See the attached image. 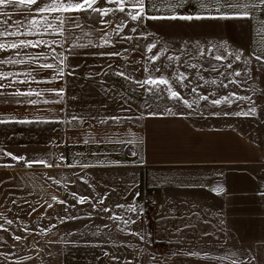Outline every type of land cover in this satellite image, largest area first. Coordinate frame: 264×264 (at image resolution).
<instances>
[{
	"label": "crops",
	"instance_id": "0c3cea01",
	"mask_svg": "<svg viewBox=\"0 0 264 264\" xmlns=\"http://www.w3.org/2000/svg\"><path fill=\"white\" fill-rule=\"evenodd\" d=\"M199 11L197 0H188L183 7L162 14L195 15ZM262 20L264 13L259 11L253 14L251 22L225 20L235 21L236 27L226 26L225 31L220 27L216 33L201 38L209 47L212 43L223 45L220 48L226 49V53L243 49L246 57L249 50L253 55H264V45L256 31L264 27ZM92 38L95 39V33ZM113 40L114 50L120 53L118 57L85 54L112 51L113 47L78 48L76 56L66 53L68 63L78 65L74 75L66 74L62 80L51 83H32V88L43 92L37 105H18L11 97L8 102L0 99V114L32 121L0 124V165H14L0 167V224L8 229L0 230L1 264H14L19 255H46V239L56 237L50 230L46 234V223H61L69 218L66 206L53 200V196L66 200L67 209L71 210L93 205L110 208L112 211L105 212L104 218L117 229L113 231L114 238L153 235L156 242H165L169 250L164 254L201 255L203 264H264V144L229 121L194 119L176 111L150 116L108 98L112 96L109 89L114 90L110 87L118 84L112 82L123 78L115 72L131 74L129 44L115 33ZM89 63L99 64L97 70H85L84 64ZM0 70L23 73L30 69L27 65H0ZM34 75L40 80L50 77L52 71L42 70ZM61 87L65 90L63 97L48 91ZM73 115L82 119L72 121ZM111 116L121 117L120 122L100 123ZM90 137L105 139L94 143ZM133 138L135 143L119 142ZM85 140L89 143L85 144ZM5 151L60 166L26 167L23 161L17 163L4 156ZM82 163L92 166L81 168ZM151 188L157 190L159 205L152 210L153 228L147 232L141 218L127 206H142L140 198ZM217 188L223 191L217 194ZM72 193L90 200L77 204ZM100 198H105L103 204L96 203ZM48 204L53 207L48 208ZM117 204L124 207H116ZM110 216L136 223L125 224ZM8 219L13 224L8 225ZM17 235L23 238L14 240ZM135 249L129 252L134 253Z\"/></svg>",
	"mask_w": 264,
	"mask_h": 264
},
{
	"label": "rangeland",
	"instance_id": "374dc122",
	"mask_svg": "<svg viewBox=\"0 0 264 264\" xmlns=\"http://www.w3.org/2000/svg\"><path fill=\"white\" fill-rule=\"evenodd\" d=\"M3 11L10 13L13 24L16 19L24 20L20 10L9 8ZM120 18L121 14L118 13L116 20L118 21ZM4 19L5 17L0 15V20ZM124 19L128 27L123 30L121 36L132 37L131 40H124L129 44L132 55L130 75L144 79L149 74L153 76L163 74L172 80L173 71L185 73L188 77L185 81L187 87H182L175 80H172V84L173 88L192 104V107L188 108L180 101L170 100L166 94L159 97L148 96L144 93V89L123 78L112 82L118 84L114 85L115 87H110L114 90L109 89L112 96H108V98L147 113L149 111L166 112L171 109V111L184 113L194 119L229 121L246 133L257 137L264 144V70H261V66L253 61L251 79L244 82L246 78L243 75L241 77L231 76L230 74L234 70L239 69L242 72L246 70L243 63V59L247 58L246 55L242 57L241 62H236L226 56L225 49L214 43L209 47L201 38L204 34L216 33L220 27L223 30L226 26L233 29L236 27L235 21L224 20L220 23L219 20L208 19L192 21L157 19L138 24L126 17ZM81 21L92 24L91 19ZM133 27L137 29L136 32L131 31ZM46 39H52V37L48 36ZM150 43L156 44L157 47L153 49V52L148 53L147 45ZM161 50V59L155 65L146 61V57ZM214 54L225 55L226 59L217 61L213 59ZM169 56L179 57V60L169 61ZM227 63H232L233 68L228 69ZM73 64L75 66L76 62ZM97 65L99 64H84V69L97 70ZM165 65H171V67L165 68ZM144 67L150 71L145 72ZM156 67H160L161 71L156 72ZM229 79L238 80L241 83L239 85L229 84ZM224 84H229V86L225 88ZM193 87H197V93L191 92ZM231 92L237 93L238 96L251 97V99H232L231 103L224 102L215 106L211 104L212 99H219ZM200 95H207L209 100L199 99ZM145 100H147V104ZM148 105L151 107L149 108ZM253 107L256 112L247 117L222 114L225 112H248ZM93 206H95V210ZM93 206H84L79 210L68 208L69 218L65 222L46 223V234L50 230L51 234L56 236L49 240L46 239V255L15 256L18 261L14 264H203L204 257L201 255L164 254L169 250L164 244L165 242L163 244L160 241L156 242L153 235L144 237L143 240L114 238L113 231H117V229L106 221L104 218L106 213L99 205ZM152 210V208L146 209L143 205L136 207L135 213L143 221L147 232L153 228ZM118 229L124 228L118 227ZM132 248H136V252L130 253ZM2 260V256H0V264Z\"/></svg>",
	"mask_w": 264,
	"mask_h": 264
},
{
	"label": "snow or ice",
	"instance_id": "6c2138e0",
	"mask_svg": "<svg viewBox=\"0 0 264 264\" xmlns=\"http://www.w3.org/2000/svg\"><path fill=\"white\" fill-rule=\"evenodd\" d=\"M200 5L199 13L192 15H164L163 12H173L174 9L183 7L188 3V0H0V15L4 16V20H0V54L8 53L7 55L0 56V65H27L30 70L23 73L3 71L0 70V99L4 102H8V97L12 98V102L18 105H37L40 102V97L43 95L42 91L34 89L31 87L32 83H51L53 81L62 80L65 75H74L75 68L77 66H72L68 63L70 54L72 56L79 55L77 49H104L108 47H113L112 51H97L91 53H85L86 55L101 56V57H118L120 53L114 50V40L113 33L119 36L122 40H131L130 36H121L123 30L128 27L125 22V17L136 23H143L148 20L157 19H180L185 21L192 20H229V19H240L248 20L251 22L253 14L257 11L264 13V0H197ZM163 5L158 7L157 5ZM35 6V7H33ZM14 9L20 10L21 14L24 16V20L16 19L15 23H12V16L9 12L3 11L4 9ZM121 14V18L117 21V14ZM204 13V14H200ZM215 13V14H214ZM91 19L92 24H98L99 27L95 28L89 25L87 22L82 23L81 20ZM264 23V20H262ZM114 25V26H113ZM132 32H136L135 27L131 28ZM257 35L260 36V43L264 45V27L258 28ZM92 33H95V39L92 38ZM37 36L38 39H30L28 37ZM52 37V39H45L44 37ZM87 42H83L84 40ZM157 47L156 44L150 43L147 45V52H153V49ZM220 47H223L221 45ZM29 49H42L35 53L28 51ZM46 49V51H45ZM62 49L63 51H59ZM225 51H227L225 49ZM264 52V47L261 49ZM162 50L157 51L154 55L146 57V61L156 64L158 60L161 59ZM227 56L234 57L236 62H241L242 57H245V52L243 49L237 50L235 52H227ZM213 59L217 61H222L226 59L225 55H213ZM169 61L179 60V57H168ZM253 61L261 66V70H264V55L249 53L247 58L243 59L246 70L242 72L237 69L234 70L230 75L234 77H241L242 75L247 79L252 78V64ZM109 68L112 67L111 64L108 65ZM165 68L171 67V65H165ZM195 67V65H193ZM226 67L228 69L233 68L232 63H227ZM42 70H51L52 75L38 80L34 73ZM145 72L150 70L147 67L143 69ZM215 70V69H213ZM156 72H160L161 68L156 67ZM108 75V73H104ZM99 75V73H96ZM115 75L118 77H123L132 83L137 84L140 88L144 89V93L148 96L159 97L162 95H167L170 100H177L182 102L188 108L192 107L187 99H184L180 92L173 88L172 80H175L182 87H187L185 81L188 79L187 75L183 72L173 71L172 80L166 75L153 76L149 74L144 79H139L132 77L125 71H116ZM20 76L25 77L20 79ZM90 78V77H88ZM103 84L104 82L101 81ZM241 81L229 79V84L239 85ZM229 84H224L223 86L227 88ZM20 85H26V88L19 87ZM8 89H13L8 91ZM49 92L56 95L57 97H63L64 88H52L48 89ZM135 91V89H133ZM192 93H197V87L191 89ZM34 97V98H33ZM23 98V99H19ZM199 99L207 101L209 97L207 95H200ZM232 99L238 100H250L251 97L248 96H238L237 93L231 92L226 96L219 99H212L211 104L213 106L220 105L224 102H232ZM48 102V101H44ZM59 103L60 101H56ZM147 104V100H145ZM150 108L151 106L148 105ZM171 112V109L168 110ZM256 112L253 107L248 112L238 111L234 113L225 112L223 115H235V116H250ZM216 115V113H213ZM148 115L156 116L158 113L149 111ZM81 117L73 115L71 117L72 121L81 120ZM107 120H111L114 123H119L121 117L111 116L106 119L100 120V123H106ZM32 121L19 119L15 117H8L0 114V124L8 123H31ZM128 135L134 136V134L129 133ZM104 137L100 139H95L90 137V140L94 143L104 142ZM108 140H112V137H107ZM120 143H135L136 140L129 139L127 141L120 140ZM85 144L89 143L88 140L84 141ZM4 156L9 157L12 161L17 163L23 161L26 167H31L34 164H43L46 167H58L60 165L54 163H48L47 161L38 160H28L25 156H17L11 152L5 151ZM132 155H136L132 152ZM61 157V161H63ZM12 164H3L0 167H13ZM72 167L73 165H68ZM81 168H88L92 165L88 163H82L79 165ZM81 180L85 183L87 181ZM214 191L219 194L223 189L217 188ZM75 199L77 204H84L89 201L90 198L86 196H78L76 193L71 194ZM139 195V193H137ZM264 195V193H261ZM53 200L58 203L65 205L67 210V201L58 200L56 196L52 197ZM105 198H100L96 203L103 204ZM16 203L15 200L12 201ZM48 208H52V204L47 205ZM75 207V205H71ZM94 210H95V206ZM116 207H124V205L117 204ZM128 210L136 212V209L132 205H128ZM35 211V208H33ZM104 212H111L110 208L105 207ZM110 219L123 220L122 217L110 216ZM67 219V218H65ZM13 220L8 219L6 223L8 225L13 224ZM123 223H136L135 220H123ZM0 230L8 231L3 224H0ZM25 230H27L25 228ZM131 235L139 236V233H130ZM21 236H13L16 241L21 240ZM141 240L144 239L143 236H139ZM4 255H8L7 253ZM108 255V253H105ZM113 259H116L113 257ZM255 259V258H253Z\"/></svg>",
	"mask_w": 264,
	"mask_h": 264
},
{
	"label": "built area",
	"instance_id": "2783aa9c",
	"mask_svg": "<svg viewBox=\"0 0 264 264\" xmlns=\"http://www.w3.org/2000/svg\"><path fill=\"white\" fill-rule=\"evenodd\" d=\"M140 202L146 209L157 207L159 205L157 190L155 188L149 189L141 196Z\"/></svg>",
	"mask_w": 264,
	"mask_h": 264
}]
</instances>
